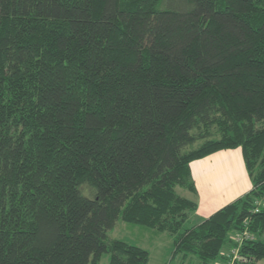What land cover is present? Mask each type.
I'll return each instance as SVG.
<instances>
[{
    "label": "trees",
    "instance_id": "trees-1",
    "mask_svg": "<svg viewBox=\"0 0 264 264\" xmlns=\"http://www.w3.org/2000/svg\"><path fill=\"white\" fill-rule=\"evenodd\" d=\"M239 148L246 194L197 219L189 164ZM264 0H0V264H148L165 233L264 260ZM226 249V248H225Z\"/></svg>",
    "mask_w": 264,
    "mask_h": 264
},
{
    "label": "crops",
    "instance_id": "crops-1",
    "mask_svg": "<svg viewBox=\"0 0 264 264\" xmlns=\"http://www.w3.org/2000/svg\"><path fill=\"white\" fill-rule=\"evenodd\" d=\"M190 172L196 187L199 220L233 202L252 188L239 148L214 152L202 159L192 161Z\"/></svg>",
    "mask_w": 264,
    "mask_h": 264
},
{
    "label": "rangeland",
    "instance_id": "rangeland-1",
    "mask_svg": "<svg viewBox=\"0 0 264 264\" xmlns=\"http://www.w3.org/2000/svg\"><path fill=\"white\" fill-rule=\"evenodd\" d=\"M178 192L182 196H192L191 193L184 189H179ZM238 230L230 232L228 237L233 235ZM108 235L112 238L124 240L128 243L135 244L146 249L149 252L148 264H196V260L194 258H185L182 260L178 257L171 258L173 250L172 238L165 233L154 234L153 231H150L147 228L118 221L114 228L108 232ZM225 248L223 251L226 250ZM217 258H219V256ZM107 262L108 255L103 254L100 264H107ZM260 263L264 264V260L260 261Z\"/></svg>",
    "mask_w": 264,
    "mask_h": 264
},
{
    "label": "built area",
    "instance_id": "built-area-1",
    "mask_svg": "<svg viewBox=\"0 0 264 264\" xmlns=\"http://www.w3.org/2000/svg\"><path fill=\"white\" fill-rule=\"evenodd\" d=\"M254 211L264 206V198L255 200ZM249 223L243 221L240 229L229 237V244L226 250L221 252L219 258L214 260L213 264H244L243 257L240 255L241 245L247 242L254 241L256 234L249 228Z\"/></svg>",
    "mask_w": 264,
    "mask_h": 264
}]
</instances>
